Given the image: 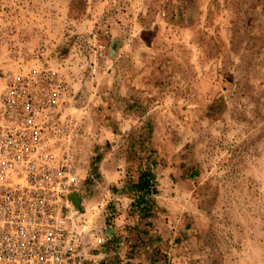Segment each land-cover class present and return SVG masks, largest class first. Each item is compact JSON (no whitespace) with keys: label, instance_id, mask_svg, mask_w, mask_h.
Returning a JSON list of instances; mask_svg holds the SVG:
<instances>
[{"label":"rangeland","instance_id":"1","mask_svg":"<svg viewBox=\"0 0 264 264\" xmlns=\"http://www.w3.org/2000/svg\"><path fill=\"white\" fill-rule=\"evenodd\" d=\"M38 65L69 89L108 264H264V0H0V92Z\"/></svg>","mask_w":264,"mask_h":264},{"label":"built area","instance_id":"2","mask_svg":"<svg viewBox=\"0 0 264 264\" xmlns=\"http://www.w3.org/2000/svg\"><path fill=\"white\" fill-rule=\"evenodd\" d=\"M105 52L99 44L96 58ZM68 98L42 65L18 67L0 92V264H90L105 243L71 200L84 178Z\"/></svg>","mask_w":264,"mask_h":264},{"label":"trees","instance_id":"3","mask_svg":"<svg viewBox=\"0 0 264 264\" xmlns=\"http://www.w3.org/2000/svg\"><path fill=\"white\" fill-rule=\"evenodd\" d=\"M154 174L151 171H142L135 183L130 187V191L135 195V200L133 206H135L142 218L149 217L150 214V204L151 197L155 194V182Z\"/></svg>","mask_w":264,"mask_h":264},{"label":"crops","instance_id":"4","mask_svg":"<svg viewBox=\"0 0 264 264\" xmlns=\"http://www.w3.org/2000/svg\"><path fill=\"white\" fill-rule=\"evenodd\" d=\"M79 195H80V193L71 195V200H72V203H73L74 207L76 208V210L78 208L77 202H78ZM80 223L82 224V221H80ZM96 234H98V233L96 232ZM98 235H100V234H98ZM104 240L106 241L107 238L106 239L104 238ZM106 245L107 244L104 243L103 246L94 248L95 251L92 252L90 264H108L107 263L108 262L107 260L109 258L108 256L113 254V253H112V250L110 249V247H108ZM105 259H107V260H105Z\"/></svg>","mask_w":264,"mask_h":264}]
</instances>
